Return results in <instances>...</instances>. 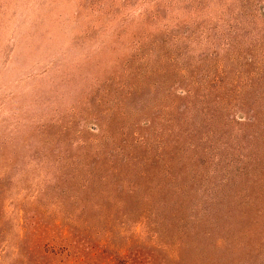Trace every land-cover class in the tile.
I'll use <instances>...</instances> for the list:
<instances>
[{
    "label": "rangeland",
    "instance_id": "1",
    "mask_svg": "<svg viewBox=\"0 0 264 264\" xmlns=\"http://www.w3.org/2000/svg\"><path fill=\"white\" fill-rule=\"evenodd\" d=\"M0 264H264V0H0Z\"/></svg>",
    "mask_w": 264,
    "mask_h": 264
}]
</instances>
